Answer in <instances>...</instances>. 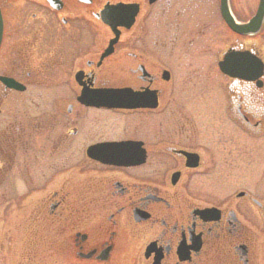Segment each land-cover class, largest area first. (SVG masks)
I'll use <instances>...</instances> for the list:
<instances>
[{"label": "flooded vegetation", "instance_id": "1", "mask_svg": "<svg viewBox=\"0 0 264 264\" xmlns=\"http://www.w3.org/2000/svg\"><path fill=\"white\" fill-rule=\"evenodd\" d=\"M259 1L234 31L222 0H0V264H264V202L220 177L264 134Z\"/></svg>", "mask_w": 264, "mask_h": 264}, {"label": "rangeland", "instance_id": "2", "mask_svg": "<svg viewBox=\"0 0 264 264\" xmlns=\"http://www.w3.org/2000/svg\"><path fill=\"white\" fill-rule=\"evenodd\" d=\"M253 1L255 2L256 0ZM254 43L258 45V43H261V39L256 40ZM206 97H208V95H206ZM209 129V122H207L206 130ZM242 139H246L247 148H238L236 165L231 170L221 166L220 172L222 175L220 177L223 181L227 177L234 178L236 184L233 187L236 191L252 190L255 199L262 203L264 202V134L256 133L249 139L248 136L245 137L239 133L238 140L240 144L244 141ZM217 172H219V170L212 173L211 177H216ZM206 179L208 180V177ZM208 185L209 183H207V186ZM8 204V202L0 201V240L2 239L3 241H6L4 238L6 234V221H9L11 218L10 215L8 217ZM19 204L14 202L13 215L21 213L22 207L19 208ZM253 226L256 237L253 245L254 256L260 259L259 263H262L264 262V216H262L256 208L254 209ZM4 248H6L5 244ZM17 257L18 255L16 258Z\"/></svg>", "mask_w": 264, "mask_h": 264}, {"label": "water", "instance_id": "3", "mask_svg": "<svg viewBox=\"0 0 264 264\" xmlns=\"http://www.w3.org/2000/svg\"><path fill=\"white\" fill-rule=\"evenodd\" d=\"M222 10H223V16L228 26L232 30L237 31L238 27L241 26L235 25L232 19L228 16L227 0H222ZM263 16H264V0H260L256 16L253 19V22L248 26V32L255 34L258 31ZM245 32L246 31H244V29L240 31L241 34H245ZM224 63L227 66L231 65L237 67V71L230 73L229 71H227L226 68H224L225 67ZM261 69H262V65L257 59L251 57L249 60V58H247L242 54H233L232 56H228L225 58L222 64V72L224 74L241 79H249L248 76L251 74H254L255 76L253 78H256L258 76L257 71L260 72ZM120 93H121L120 91H110L109 102L106 104V106H108L109 108H127L131 102L130 103L124 102L121 99Z\"/></svg>", "mask_w": 264, "mask_h": 264}]
</instances>
